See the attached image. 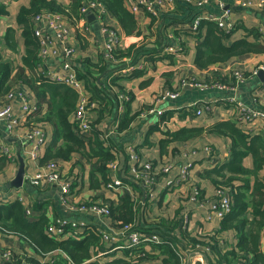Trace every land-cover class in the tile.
I'll list each match as a JSON object with an SVG mask.
<instances>
[{
	"label": "crops",
	"instance_id": "0c3cea01",
	"mask_svg": "<svg viewBox=\"0 0 264 264\" xmlns=\"http://www.w3.org/2000/svg\"><path fill=\"white\" fill-rule=\"evenodd\" d=\"M29 1L30 0H0V6L3 8V13L0 15V59L11 64L12 69L17 68L22 63V54L25 51L23 26L20 25L17 16L20 8L27 7ZM55 1L67 8H69L68 6L71 2V0ZM222 1L225 5L224 7L230 10L229 20L235 25L240 26L239 29L233 32L234 36L241 35V28L244 27H247V29H252L253 27L258 29V27L262 26L264 28V8L261 10L254 8L243 9L239 6L241 1L255 0ZM208 4L210 6L206 5L205 7L207 11L217 15L221 14L222 10L219 5L213 4L211 1H209ZM176 7L177 1H175V9L172 11H175V15L178 11H176ZM89 15L86 17L85 24L80 25V27H86L85 29L87 32L85 34L76 36L77 34L75 35L74 29L69 28L62 41L57 39L54 31L47 25H43L42 27L48 32L60 51L64 49L62 46L63 44L73 49L74 55L67 58V61L71 63L74 71V67L77 66L78 62L82 59H89L93 64L97 63L99 51L102 50V45L107 37L102 31L101 24L95 17L89 20ZM134 16L140 32L139 38L124 36L122 28L116 18L110 13L106 15V23L114 29L122 40L121 51L123 53H127L129 47L136 42H139L137 44L139 45L146 41L154 46L158 41L157 32L162 31V29H158L160 21L152 22L150 16L142 11L136 13ZM185 16H183L181 12H178L176 19L180 20ZM31 19L29 25L32 28ZM68 22L69 26L71 24L69 19ZM10 36L12 37V43L15 48H11L8 45V38H11ZM194 39L195 38L180 35L174 36L173 28H168L162 36L158 51L163 49L162 54L169 55V57H171V63L158 61L153 69H147L143 76L136 79H125V77L130 75V72L119 76L118 86L124 88V92H129L132 95L130 102L122 100L124 107L122 112L118 113L116 111L115 116H113L111 114L112 110L110 109L112 104L109 100L104 98V101L96 102L92 100L96 107L87 113L93 136L90 143H93L96 137H98L103 145L104 151H108L112 156L111 160L119 161V173L125 178L130 176V168L134 165L128 157V146H133L135 151L140 154L143 161H150L152 163L157 162L155 165L156 170H160L162 166L168 163L172 164L170 172L154 187L153 194L156 201L152 202L153 205L151 207L148 206V213L146 215L140 218L137 217L140 220L142 229H150V222L154 217H158L163 221H174L187 207L191 209V214L184 235L192 238L197 237V239L207 237L208 235H213V237L216 236V239L220 241L224 246V250H226L236 245L237 232L234 229L222 230V220L224 218L218 219L216 217H211L208 219L207 214L213 203V193L217 186L221 185L223 187L236 188L242 183V180L240 178L239 181L224 186V181H222L220 175L212 174L209 176L208 172L220 170L221 167L231 159L229 151L231 145L230 139L227 137L215 136L214 134L203 133L200 137L187 141H179L173 140L172 135L181 130L206 129L219 123H234V105L226 102V99L239 100L245 103L249 108L259 109L260 106L258 101L260 100L261 103H264V81L258 80L257 76L251 77V75H248L235 92H230L220 89L201 91L189 86L180 87L178 79L180 75H187L205 81L209 79L212 74H226L225 69L227 68L237 69L250 74L256 67H264V54H251L237 57L229 64H216L206 69H201L194 63L197 53L196 46L198 44ZM168 48L180 50L179 54L175 55L166 52L165 49ZM181 51L182 55H180ZM63 61L62 55L46 60L41 59V62L33 71L29 70L26 71V73H28V75L30 74L32 78H38L40 75L42 76L43 71L45 72L46 69H53L59 73ZM146 67L148 66L146 65ZM35 80L36 79H34V81ZM38 80L39 79H37V81ZM97 80H103V75H100ZM222 82L226 83L227 79ZM49 85L53 86L54 84L49 82ZM172 90L176 91L175 97L166 99L159 105V107L164 110L163 116L159 117L160 119L153 114L147 115L144 119L134 117L135 119L127 127H121L122 121L126 119V111L128 112L127 118H130L137 114L140 108L152 105V102L160 92ZM109 96L112 97L111 94H109ZM26 97L30 106L35 107L32 98L28 95H26ZM115 98L116 104L118 105L120 102L117 97ZM127 103L129 106L125 111V104ZM193 103L196 105L195 108L189 109L188 106ZM204 105H211V112L203 111L201 115H196L195 110L203 108ZM11 106L12 115H17L22 108L20 101L17 99L13 100ZM36 111L37 113L40 111L37 106ZM44 112L45 110L42 112L40 111L39 115L34 117L35 122H33L31 117L32 113L29 114L26 119H22L20 125L14 129L13 132L8 130L5 120H0V158L5 157L2 153L1 146L7 147L11 153L9 165L5 171L0 173V205H9L14 202L19 203L23 210V216L28 222H37L40 217H45L51 223L56 217H67L70 220L84 222L86 228L91 231L92 228L98 224L97 219H95L91 213L87 212L86 214L77 215V213L70 209L62 207L59 201V191L56 186L43 184L41 188H34L26 180L28 176L34 175L35 172L43 166L40 165V159L50 141V147L53 149L64 145L62 136L54 132V128H52L51 124L36 121ZM45 114L46 113H44V115ZM256 124L259 126L261 125L259 121ZM35 127H40L46 133L47 137L46 144L41 150L36 162L32 159L35 142L27 137L30 130ZM250 134L256 135L257 133L252 132ZM162 140L169 141L163 148V151L160 146V141ZM205 147H211L216 156L220 158V162L210 166L203 152ZM18 154L24 161L25 174L21 187L15 188L10 187L9 184L15 178L19 168ZM90 155V158L85 159L83 157V151H81L73 154L69 160L58 161L62 172L61 174L66 177L78 175V182L74 187V194L77 200L82 199L88 201L100 197L108 203L110 207L119 205L121 198L126 194L129 195L128 192L122 189H119L117 192H112L104 188V183L102 188H92L90 186L89 177L94 169H98L92 168V165L100 161L99 156L96 155V151H91ZM187 163H191L192 165L189 169V178L197 183L200 190V206L196 209H194L191 205L192 203L187 200L189 189L185 183H180L174 188L165 187L166 179H174L177 177L181 166ZM243 165L247 171L251 170L252 158L246 157L243 161ZM220 171L221 175L225 178L230 176L228 171H224V173L222 170ZM263 176L264 166L257 170L255 176L246 175L242 177L249 180L250 185H252L254 177L261 179ZM96 177L100 178V175L97 173ZM119 177L117 172L106 169L107 181ZM130 189L132 193H136L132 186H130ZM27 210L31 212L30 218L25 215V211ZM116 216L119 218V215ZM109 219L111 220L112 217ZM144 220L146 222H144ZM83 230L84 229H69L60 241L62 239L66 240L68 237L80 240L83 238L81 235V233L84 232ZM173 233L177 235V237L179 236V231L177 229H175ZM0 249H9L14 253L17 261L13 264H21L23 261H41L44 257L42 254H47L48 256H45L48 260H53V264H65L67 261L60 252H40L17 234H11L2 229H0ZM260 250L264 255V230H262L260 236ZM146 252H148V255L151 254L149 246L146 247ZM156 253L157 251L152 254ZM124 258L123 251L118 250L115 253L105 256L102 264L123 260ZM157 259L158 258L148 257L142 264H160Z\"/></svg>",
	"mask_w": 264,
	"mask_h": 264
},
{
	"label": "trees",
	"instance_id": "16d2710c",
	"mask_svg": "<svg viewBox=\"0 0 264 264\" xmlns=\"http://www.w3.org/2000/svg\"><path fill=\"white\" fill-rule=\"evenodd\" d=\"M97 1L101 2L108 13L116 18L124 36L139 38L140 32L135 16L126 9L124 0ZM176 1L177 13L181 12L183 16H186L178 20L176 19L177 13L174 14L175 11L172 13L164 12L158 25V29H162V33L157 32L158 41L154 46L146 41L139 45H137L139 42H136L129 47L127 53H123L121 50L116 52L117 63L107 61L99 53L97 63L93 64L89 59H82L74 67L76 77L85 83L87 91L91 95V100L96 102L104 101L103 98L109 100L112 104L110 109L113 116H115L117 109L114 91H118V93H124L125 91L124 88L118 86L119 74L117 72L124 69L128 64L137 66L140 62L144 63L142 69H134L128 77H125L126 80H130L143 76L147 69H153L158 61L171 63V57L162 54L163 49L158 51L162 36L168 28L175 27L173 30L174 36L195 38L194 40L198 44L194 63L201 69L216 64H229L237 57L264 54V39L261 38L258 30L254 27L252 29L241 28L242 34L234 36L233 32L239 29V25H236L234 31L226 33L219 30L213 23L204 21L200 24L198 31L192 32L187 25L196 14V10L190 4L185 3V0ZM81 4L82 0H71L69 8H67L58 4L55 0H30L27 7L20 8L17 20L23 26L25 51L22 54L21 65L14 69L11 68V64L0 59V97L13 90H22L32 98L35 107H39L41 112L45 110L44 113L46 114L40 115L41 117L36 121L51 124L54 132L62 136L64 145L53 149L50 147V141L40 159V165H44L49 160L55 162L69 160L73 154L81 151H83V157L88 159L91 156V151H96L100 161L92 168H98L99 170L94 169L92 171L89 184L92 188H102L103 183L108 182L105 165L112 159V156L107 150V152L104 151L98 137L93 143H90L91 139L83 140L77 134L72 120V114L78 101L77 94L62 84L50 86L49 82H46L47 80L41 75L38 78H32L30 74L26 73L29 70L33 71L41 62L39 44L33 34V29L29 25L30 19L45 11H51L64 14L74 24L78 18ZM2 13L3 8L0 6V15ZM152 22H155L154 19H152ZM8 43L11 48H15L12 37L8 38ZM165 43L167 45L166 40ZM100 75H103V80L98 81ZM248 75L250 76L251 73H244L245 78ZM211 77L221 83L225 79H227V82L229 80L228 83L234 82V78L230 74L220 75L216 73L212 74ZM34 79L36 80L34 81ZM37 79L39 80L37 81ZM227 82L223 84H228ZM126 93L132 98L129 92ZM128 106V103L125 104V111ZM40 111L31 114L33 122H35L34 117L39 115ZM127 113L126 111V119L121 123L122 128L127 127L135 119L134 117L137 118L138 116V114H135L127 118ZM203 133L227 137L231 142L229 150L231 159L220 169L223 173L228 171L230 176L225 178L221 175L220 170L210 171L208 175H220L222 181H224V186L231 185L233 182L239 181L240 178L242 180L239 186L234 185L237 187L232 188L231 211L222 220V230L234 229L237 232L236 247H229V249L225 248L226 250H224V246L218 243L216 236L199 239L185 236L186 231L180 227L182 221L180 213L174 221H163L158 217L152 219L149 228L161 235L163 243L154 246L157 251L156 254L148 255L146 253L144 260L150 257L158 258L160 264H181L178 248L199 243L209 247L211 251L208 256L210 264H264V255L260 250V236L262 230H264V176L261 179L254 177L252 185H250L249 180L242 177L246 175L255 176L257 170L264 166V132H258L256 135L245 134L237 123L225 122L206 129L181 130L174 133L172 139L187 141L200 137ZM168 143V140L160 141L162 151ZM246 157L252 158V169L249 171L243 165ZM156 164L157 162L152 163L154 169ZM8 165L9 160L6 157L0 158V173L5 171ZM97 173L100 178L96 177ZM126 180L134 191L140 195V189L135 185L136 183L131 176H127ZM135 204L134 200L126 194L121 198L119 205L110 207L112 219L127 223L132 221L134 214L139 211L142 212V210L143 213L145 212V208L140 210L141 208L138 205L133 210ZM152 205V202L146 203V208L148 209V206L151 207ZM116 215H119V218ZM144 222L146 221L144 220ZM49 223L45 217H40L37 222H28L23 216L21 205L17 202L0 205V229L11 234H17L40 252H58V250H61L67 255L72 264H81L91 258L95 248L103 246L100 238L90 231L82 232L83 238L80 240L72 237L62 241L49 239L46 233V227ZM175 229L179 231L178 237L177 235L173 236ZM210 240L212 244H210ZM65 264H68V260ZM106 264H125V261L117 260Z\"/></svg>",
	"mask_w": 264,
	"mask_h": 264
},
{
	"label": "built area",
	"instance_id": "2783aa9c",
	"mask_svg": "<svg viewBox=\"0 0 264 264\" xmlns=\"http://www.w3.org/2000/svg\"><path fill=\"white\" fill-rule=\"evenodd\" d=\"M176 0H124L127 10L135 15L136 13L142 11L143 13L154 19L155 22L161 20L162 14L171 13L175 9ZM211 1L213 4L219 5L222 12L217 15L213 12L206 10V5L210 6L208 2ZM185 3L190 4L195 10L196 14L192 17L191 21L188 23L187 27L192 31H198L200 24L204 21L211 22L217 26L219 30H223L226 33H230L235 30L236 25L229 20L230 10L226 9L222 0H185ZM239 6L243 9H257L261 10L264 8V0L255 1H241ZM92 14L96 20L101 24L102 31L107 35L104 44L102 45V50L99 51L107 61L112 63H117L116 52L121 50V39L116 34L114 29H112L108 23H106V15L108 14L105 6L97 0H82L81 7L79 9L78 18L75 23H71L68 26L67 17L59 12L45 11L32 18L31 24L33 29V34L39 44V54L42 60L51 59L63 56L64 61L61 63L60 72L53 69H46L43 71V78L53 84H62L67 88L73 90L78 97V101L75 105L73 116V124L76 127L77 134L84 139H92V130L87 118V113L93 110L96 105L92 102L91 96L87 91L85 83L76 77L75 71L73 70L71 63L67 61L74 55L73 49L68 45L63 44V51H60L56 46L54 40L50 37L48 32L44 30L43 25H47L51 30L54 31L57 39L63 40L64 36L67 34L69 28H73L75 35L79 36L85 34L86 27H80L81 24H85L87 15ZM175 27L173 28V30ZM258 32L262 39H264V28L262 26L258 27ZM166 52L175 55L179 54L178 49L168 48L165 49ZM182 55V51L180 52ZM127 63V62H126ZM144 63L140 62L137 66L128 64L124 69L117 72L119 76L131 72L134 69H142ZM264 67H256L252 70V77L257 76L259 71H263ZM226 74H230L234 78V82L228 84H223L220 81L214 80L211 75L207 80H199L198 78L189 77L187 75H180L178 79V84L180 87L189 86L201 91H209L213 89H220L224 91L235 92L238 86L244 82V73L237 69H225ZM176 91H164L160 92L152 105L145 106L139 109L137 113V118L144 119L147 115L153 114L158 118L163 116L164 110L159 107L166 99L174 98ZM114 96L119 100L117 105V112L120 113L123 110V102L131 101V97L128 93H118L114 91ZM19 100L22 108L17 115H12V102L13 100ZM228 103H232L235 109L234 120L235 123L239 125L245 134H250L252 132H264V103L260 100L258 104L259 109L249 108L245 103L235 99H226ZM195 104H190L188 107L195 108ZM211 105H204L203 108L195 110L196 115H201L203 111L211 112ZM36 107H31L25 93L20 90H13L6 93L3 97H0V120H5L7 128L10 132L16 129L23 118L35 112ZM160 119V118H159ZM261 125H257V122ZM165 124V122H164ZM32 141L35 142L34 153L32 154V159L36 162L41 150L46 144L47 137L46 133L40 128H32L28 136ZM3 155L10 161L11 153L9 149L5 146H1ZM129 160L134 163L130 168V176L135 185L140 189V195L132 193L130 185L128 184L125 177H122L119 173V161L111 160L106 163V168L110 171H115L119 174V178L108 181L105 184V188L112 192H117L119 189L129 193V196L136 203V206H140V210L145 208L143 213L139 211L134 214L132 221L130 222H119L114 219H109L111 217L110 205L106 203L102 198L98 197L93 200H77L74 194V187L78 182V175L74 177H66L61 173L60 165L58 162L49 160L42 167H40L34 175L27 177V182L34 188H41L42 185H54L58 189L59 201L62 207H66L71 211L80 214H86L87 212L97 219L98 224L88 230L84 222H77L75 220H70L67 217H56L49 225L46 227V233L49 239L55 241H60V239L65 235L66 231L84 229L83 231H90L97 235L101 242V248H95L91 258L85 260L81 264H102L103 258L108 254L115 253L120 250L123 251L125 258V264H142L144 258L146 257V247H150L151 254L156 252L155 247L163 242L161 235L156 233L154 230L142 229L140 225L139 218L148 213L146 208L147 202H154L155 196L153 194L154 187L164 179L166 175L170 172L172 164L168 163L161 167L160 170L154 169L150 161H143L139 153H137L133 146L127 147ZM205 158L207 159L210 166L220 162L215 152L211 147H205L203 149ZM98 164V163H96ZM95 164V165H96ZM95 165H92L95 166ZM192 167L191 163H187L181 166L179 174L174 179H166L165 187L174 188L180 183H185L189 189V195L187 200H189L194 209L200 205V190L197 183L190 180L189 169ZM232 188L217 186L213 193V203L208 211L207 218L216 217L218 219H223L230 211L232 206ZM97 195V194H96ZM191 214L190 208H185L181 213L180 227L182 230H186L189 217ZM25 215L30 218L31 212L29 210L25 211ZM139 217V218H137ZM82 235V234H81ZM173 236L175 237L174 233ZM207 237H213L207 236ZM63 240V239H62ZM61 240V241H62ZM78 240V239H77ZM219 244L220 241H218ZM210 244L212 241L210 240ZM179 257L181 264H210V258L208 257L211 253L209 247L202 244L196 243L195 245H187L185 247H179ZM62 256L68 260V264H72L67 255L58 250ZM41 261L31 262L23 261L21 264H53V260H48L45 255ZM48 256V255H47ZM213 260V259H212ZM17 259L14 253L9 249H0V264L14 263ZM215 263V261H214Z\"/></svg>",
	"mask_w": 264,
	"mask_h": 264
},
{
	"label": "water",
	"instance_id": "95a60500",
	"mask_svg": "<svg viewBox=\"0 0 264 264\" xmlns=\"http://www.w3.org/2000/svg\"><path fill=\"white\" fill-rule=\"evenodd\" d=\"M88 16V15H87ZM89 20H91V18H94V15H89ZM257 79L260 81H264V71H259L257 74ZM18 159H19V168L18 171L16 173L15 178L12 180V182L9 184L10 187H15V188H20L23 180H24V174H25V164L23 159L20 157V155L18 154Z\"/></svg>",
	"mask_w": 264,
	"mask_h": 264
},
{
	"label": "rangeland",
	"instance_id": "374dc122",
	"mask_svg": "<svg viewBox=\"0 0 264 264\" xmlns=\"http://www.w3.org/2000/svg\"><path fill=\"white\" fill-rule=\"evenodd\" d=\"M155 201H156V200H155ZM155 201H154V202H155Z\"/></svg>",
	"mask_w": 264,
	"mask_h": 264
}]
</instances>
